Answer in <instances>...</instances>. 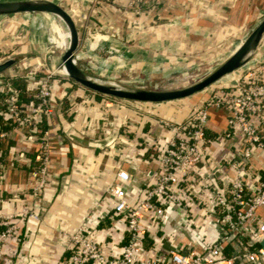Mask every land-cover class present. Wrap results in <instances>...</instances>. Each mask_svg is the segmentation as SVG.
<instances>
[{
    "label": "crops",
    "instance_id": "0c3cea01",
    "mask_svg": "<svg viewBox=\"0 0 264 264\" xmlns=\"http://www.w3.org/2000/svg\"><path fill=\"white\" fill-rule=\"evenodd\" d=\"M54 1L75 21L80 39L79 66L109 78L222 61L264 16V0H160L140 11L129 7V0ZM46 13L0 14V61L16 57L0 72V80L10 77L22 84L21 103L26 108L37 103V80L58 67L62 53V49H53V37L44 40L36 33V22L44 28L49 20ZM263 46L262 39L257 50ZM82 58L86 63L80 62ZM51 80L53 112L42 122L50 129L49 180L40 199L38 218L20 214L23 206L32 205L28 189L37 143L27 137V129L13 128L0 112V125L9 130L0 140V213H12L0 220V228L16 225L2 243L6 258L0 264H52L64 253L68 234L80 228L98 240L107 238L118 249L127 230L124 220L114 213L115 198L107 192L108 186L121 182L128 197L136 198L152 180L149 171L157 167L147 140L168 139L173 129L162 119L184 120L211 92L204 88L179 99L143 103L96 92L59 69ZM3 102L0 91V111ZM227 115L226 108H209V151L202 171H211L218 184L230 181V161L242 147L240 131H225ZM107 121L114 124L120 152L113 153L100 139ZM261 160L255 148L247 163L248 183L264 179V170L258 169ZM118 168L128 170L131 180L119 181ZM201 195L208 196L207 203L195 198L189 199L186 207L169 204L160 223L150 219L154 233L147 246L166 249L168 242H180L201 248L205 241L223 234L210 189ZM256 218L264 220V204L256 209ZM256 218L249 223L254 224ZM109 232L112 237L106 235ZM243 247H264V238L259 240L245 229L224 242L226 255ZM235 264L253 263L238 257ZM256 264H264V258Z\"/></svg>",
    "mask_w": 264,
    "mask_h": 264
},
{
    "label": "built area",
    "instance_id": "2783aa9c",
    "mask_svg": "<svg viewBox=\"0 0 264 264\" xmlns=\"http://www.w3.org/2000/svg\"><path fill=\"white\" fill-rule=\"evenodd\" d=\"M159 1L129 0L128 5L134 11H140L157 5ZM247 62L251 65L244 69V64L236 69L232 79L213 86L209 96L195 105L187 118L178 122L162 119V123L172 128L173 133L166 140H147L148 146L155 152L157 167L149 171L152 180L136 198L128 197L121 182L108 186L107 192L115 198L114 213L124 220L127 230L125 240L118 249L112 247L107 238L98 240L80 228L68 234L64 253L52 264H235L238 257L256 264L264 258V247H243L231 255H226L224 250V242L240 235L245 229L257 235L259 240L264 238V220L256 218V209L264 204V179L254 183L246 180L247 163L255 148L262 157L258 169L264 170V46ZM57 69L64 72L63 66H58L37 80L38 101L29 108L21 103L19 89L9 78L0 80V91L6 93L5 105L0 112L10 126L27 129V137L37 143L28 189L32 205L20 209V214L34 218L39 217L40 199L49 180L50 129L42 122L53 112L51 78ZM211 107L226 108L225 131H240L242 135V147L230 161L233 175L225 184H218L211 171H202L209 151L206 129ZM8 135V128L0 125V140ZM100 139L113 153L120 152L118 134L112 121L104 124ZM131 176L124 168L116 170L119 181H130ZM206 189H210L218 207L223 234L205 241L201 248L180 242H168L166 249L147 246L148 238L154 233L150 228V219L160 223L169 204L186 207L188 200L195 198L203 204L207 203L208 196L201 195ZM6 216L9 218L12 213H0V220ZM254 218V224L249 223ZM15 228L14 223L0 228V262L6 258L2 243ZM202 233L205 231L202 230ZM106 235L112 237L110 232Z\"/></svg>",
    "mask_w": 264,
    "mask_h": 264
},
{
    "label": "water",
    "instance_id": "95a60500",
    "mask_svg": "<svg viewBox=\"0 0 264 264\" xmlns=\"http://www.w3.org/2000/svg\"><path fill=\"white\" fill-rule=\"evenodd\" d=\"M19 12H48L62 19L69 31V41L62 49L58 66H63L67 76L96 92L116 98L145 102L179 99L203 90L223 75L234 71L249 61L264 38L263 16L235 49L200 79L181 87L146 88L103 80L80 67L77 63L79 33L72 15L60 3L54 0H0V14ZM15 60L16 57L11 56L0 61V72L14 63Z\"/></svg>",
    "mask_w": 264,
    "mask_h": 264
},
{
    "label": "rangeland",
    "instance_id": "374dc122",
    "mask_svg": "<svg viewBox=\"0 0 264 264\" xmlns=\"http://www.w3.org/2000/svg\"><path fill=\"white\" fill-rule=\"evenodd\" d=\"M48 15L49 20L45 21V27L41 25L42 23L36 22V33H40L44 40H49L51 37L56 38V40L63 39L62 36L58 33L59 28H61L60 21L52 17L49 13H46ZM39 23V24H38ZM57 24V25H56ZM57 30V31H55ZM264 41V38H263ZM52 44L53 49H63L64 47L62 45H58L55 41H50ZM60 47V48H59ZM86 58H82L80 62L86 63ZM221 62V59L214 60V61H202L197 62L192 66H171L168 68H155V69H149L145 74H133V75H118L115 78H109L107 76H104L102 74L94 73L95 70L93 68H90L88 71L90 74L103 79V80H109V81H115L122 85H135L140 87H146V88H174V87H181L185 86L187 84H190L201 77H203L207 72L212 70L215 66H217ZM249 65H251V62H247L244 65V69L247 68ZM238 69V68H237ZM236 70V69H235ZM232 71L227 77H221L212 84H210L206 89L211 90V88L214 86L222 84L225 81H229L236 75L237 71ZM240 71V69H239ZM182 100V99H181ZM177 101V100H176ZM146 103V102H143ZM148 105V104H146ZM149 109V108H147Z\"/></svg>",
    "mask_w": 264,
    "mask_h": 264
},
{
    "label": "bare ground",
    "instance_id": "6f19581e",
    "mask_svg": "<svg viewBox=\"0 0 264 264\" xmlns=\"http://www.w3.org/2000/svg\"><path fill=\"white\" fill-rule=\"evenodd\" d=\"M52 17H55V18H57L59 21H60V24H61V28H59V31H58V33L60 34V36H62V38L63 39H61V40H56V38H54L53 37V41H55L58 45H62L63 47H65L67 44H68V41H69V31H68V29H67V27H66V25L64 24V22L62 21V19L59 17V16H57V15H54V14H52V13H49ZM57 25V24H56ZM55 31H57V30H55ZM60 48V47H59ZM60 50V49H59ZM55 52V51H54ZM63 70H64V68H63ZM208 73V72H207ZM230 73H227V74H225V75H223L222 77L224 78V77H226V76H228ZM203 91V90H202ZM201 91V92H202ZM198 93H200V92H198Z\"/></svg>",
    "mask_w": 264,
    "mask_h": 264
},
{
    "label": "trees",
    "instance_id": "16d2710c",
    "mask_svg": "<svg viewBox=\"0 0 264 264\" xmlns=\"http://www.w3.org/2000/svg\"><path fill=\"white\" fill-rule=\"evenodd\" d=\"M9 80L11 81V83L13 84V85H15L16 87H18V89H19V97H20V100H21V98H22V84L21 83H19L16 79H13V78H10L9 77ZM6 96V93H3L2 92V97H3V100H4V97ZM4 105H5V102H3V104H2V107H4ZM0 119H1V117H0Z\"/></svg>",
    "mask_w": 264,
    "mask_h": 264
}]
</instances>
